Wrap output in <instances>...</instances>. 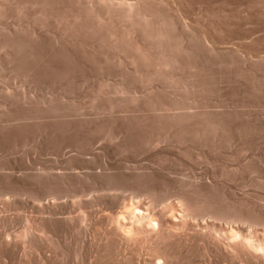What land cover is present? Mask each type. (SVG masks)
I'll return each mask as SVG.
<instances>
[{"label":"rangeland","instance_id":"374dc122","mask_svg":"<svg viewBox=\"0 0 264 264\" xmlns=\"http://www.w3.org/2000/svg\"><path fill=\"white\" fill-rule=\"evenodd\" d=\"M159 1L143 6L153 14L167 2L172 10L157 15L186 23L160 46L139 31L117 35L119 27L108 29L124 37L116 42L98 27L61 31L49 19L42 29L26 9L0 17V41L9 40L3 50L11 54L0 62V264H42L47 249L53 257L44 264H149L146 247L123 262L115 245L95 251L97 240L75 221L107 211L115 198L114 209L172 200L194 219L239 220L264 232V0H169L175 8ZM5 25L19 30L12 36ZM52 196L58 219L46 222L34 202ZM195 245L172 249L170 264L223 262L222 253Z\"/></svg>","mask_w":264,"mask_h":264},{"label":"bare ground","instance_id":"6f19581e","mask_svg":"<svg viewBox=\"0 0 264 264\" xmlns=\"http://www.w3.org/2000/svg\"><path fill=\"white\" fill-rule=\"evenodd\" d=\"M145 1H147V2L149 1L151 3V4H149L151 7L152 6H156L158 4V2H157L158 0H156L157 4H156V2L154 0H151V1L150 0H134V1H131V0L130 1L129 0H0V17H2L4 14H6L5 13L6 10L8 12V9L10 10L11 8H13L12 12L14 11L15 8H17V12L16 13L13 12L16 15L20 13L19 10H21V11L24 10L23 12H25V9H26V11L27 10H30V13L32 14L31 16L33 18L39 20L40 25H42V29H43L44 25L47 24V20H49V19L53 21V23L52 22H49L50 23V26H51V23H52V26L53 27L55 26V24L57 26L59 25V27L61 26L60 29L62 28L61 31L65 30L67 27H69V29H71L70 26L71 27L72 26H77L78 27V32L80 31L79 30L80 27L83 28V29L84 28H94V27H98L97 28L98 30H99V28H100V30H102V29H105V31L107 30L106 31V33L108 32L107 33V37H108V34H109L110 37H111V39L113 38L112 42H114V40L116 42V41H118V38L119 37L122 38V40H120V41H123V38H124L122 36H119L118 38H116L117 37L116 35L113 36V33L112 32H114L116 29H118L116 27H119V28H121L120 30H122V32L121 31H119V32L116 31L115 33H117V35L118 34H121V33L123 34V32L129 33L131 31H133V32L134 31H139V32H142L143 34H145L143 36L146 37V39L149 40V44H151V45L153 44V45L160 46L163 43H166L164 41L165 40H168L167 39V37L169 36L168 35L169 34L168 32H171L170 31L171 28L172 29H175L176 28L175 26L178 25V23H176V22H178L180 20H178V21L175 20L176 22H175V25H174L173 19H171V18L167 19L168 16L170 17L171 13L169 15H166V14H168V13H166V10H165L168 7L167 2H166V6L167 7L166 8L163 7L165 5V1L166 0H164V1L162 0V2L159 1V2H161V4L159 3L160 6L162 5L161 7L164 8V9L162 8L163 10L159 8L160 9V11H159L158 8L155 7L156 8L155 11H158L159 12V13L157 12L156 15L157 14H161L160 12L163 13L164 11H165L164 13H166V14H163L164 16L157 15L158 17H156L155 11H154L153 14L150 13V12H153V11H151L153 8H151L149 5H148L149 8H147V9H149L150 11H147V9L145 8V5L146 4H144V6H143V3ZM152 2L154 4H156V5H153ZM163 2H164V4H162ZM170 2H172V0H170ZM170 2L168 0V3H170ZM70 3H71V5H70ZM172 3H175V2H172ZM170 4H169V6L172 5V4L171 5ZM69 5L72 6V7L74 6L73 7L74 9L70 10L71 8L69 7ZM172 6H174V5H172ZM18 8H19V10H18ZM168 8H167L168 11L170 9L172 10V7L170 9H168ZM174 8H175V6H174ZM18 11H19V13H18ZM12 12L11 11L8 12L9 13L8 15H10ZM8 15L6 14V16H8ZM22 15H25V14H22ZM26 16H23V17L26 18ZM176 16L177 15L174 14L175 19L177 18ZM5 17H4V20L6 21L7 18L5 19ZM10 17H13L14 18V16H10ZM30 18H28L27 21H29ZM81 19L84 20V21H81ZM183 19H185V18H183ZM31 20H32V18H31ZM22 21H25V19L22 20ZM22 21H21V23H22ZM54 21H55V24H54ZM34 22H35V20H34ZM34 22H33V24H34ZM36 22H38V21H36ZM30 23H28L29 25H26L24 27V32L27 33V35L30 34L29 37H31V34H32L29 26L33 25V24H30ZM182 23L186 26V23H184V22H182ZM182 23H179V25L181 24V26L184 27V25ZM22 24L24 25V23H22ZM16 25H14V26L16 27ZM191 25L193 26V24H191ZM189 26L190 25H188V27ZM192 26H190V27H192ZM5 27H6V25H5ZM34 27H35V24H34ZM59 27H57V28H59ZM63 27H65V28H63ZM77 27H76V29H77ZM6 28L8 29L7 31L9 33H11V32H13V31L16 30V29H14L13 31L10 32L9 30H12L13 28L11 29L8 26ZM17 28H19V26ZM112 28L114 29V31L112 30V32H111L110 30H108V29H112ZM185 28H187V27H185ZM189 28H187V29L189 30ZM38 29L39 28H37L35 30H37V32H38L40 30V29L39 30ZM69 29L67 28L66 31L69 30ZM72 29L74 30L75 27H73ZM76 29H75V31H76ZM178 29H181V27L179 26ZM178 29L176 28V30H178ZM17 30H19V29H17ZM98 30H97V32H100ZM85 31H86V29H85ZM89 31H90V29H89ZM94 31H96V29ZM0 32H1V28H0ZM33 32H34V30H33ZM81 32H84V31H81ZM92 32H93V30H92ZM125 35H127V34H125ZM125 35H123V36H125ZM12 36H13V34H12ZM33 36H34V34H33ZM104 37H105V35H104ZM107 37H106V39H108ZM126 38H127V36L125 37V39ZM29 39L32 40V38H29ZM146 39H145V41H146ZM13 40H14V38H13ZM31 40H29V41H31ZM109 40H110V38H109ZM130 40H131V38H130ZM2 41H0V62L3 60V57L5 59L6 57H9L8 55H11L10 52L9 53L7 52L6 54H8V55L5 57L6 54L4 53V50H3V48L5 46H7L6 44L9 43V40H8L7 43H6V41H4L5 43L2 42ZM29 41L27 40V42H29ZM61 41H62V39L60 40V42ZM133 41L135 42V39ZM133 41H131V42L134 43ZM170 41H171V39H170ZM58 42H59V40H58ZM136 42H137V40H136ZM61 43H64V41L61 42ZM11 45H13V42H12ZM11 59H12V57H11ZM161 64L162 65H167L168 64V61L165 60V59H163L161 61ZM20 193H21V191H20ZM24 195H25V193H24ZM96 195H98V194H96ZM96 195L94 194V196H96ZM90 197L87 196V198H88V200H86L87 202L90 200ZM38 198H37V200H38ZM56 200L57 199L52 196L51 198L45 197V199L43 200V202H41L40 200H38L37 202H34L33 201L34 204L36 205V207H38V209L41 210L40 213L36 210L38 212V214H41L42 212L45 213V214L43 213L40 216L41 219L49 218V220H51V218L53 219L54 217H55L54 219H58L57 218L58 217L57 216L58 212L55 209V206H57ZM59 200H58V202H59ZM91 200H92V197H91ZM115 200H116V198H115ZM145 200H142V199L141 200H139V199L137 200L136 199V200H134L131 203H126V201H123V203H119L120 204L119 205L120 208H119V206L118 207L116 206V208H118V209L112 208L113 206L116 205V204L114 205V203H113L114 201L112 203L109 201L113 205L111 207H109L110 204L108 203L109 204L108 205V208L109 209L107 211H101V209H100L101 212L99 211L98 213L93 214L92 212H94V211H91L90 210V212L88 211L87 213H83L79 218H76L75 221L78 222V224H80V226H82L83 232L86 233V237L88 235L90 236V237H87L90 240L89 239H87V240L85 239L86 242L89 240V241H91L93 243L94 240H97L95 242V243H97L95 245L96 246V249L95 248H92V249H95V251H97L98 249L101 250L100 248H102L104 250L103 247H105V249H106V248H110L109 246L114 247L113 245H115L118 248H114L115 251L114 250L113 251L115 253L116 252V249L119 250V253L117 252L118 254H116V256L118 255L119 258L121 257V259H120L121 262H123L124 260H126V258L128 259L129 256L128 257L126 256L127 253H129V255H130L131 253L134 252V255L135 256H138V255H140V252L144 249V247H146L148 249V250L146 249V251L149 253V257L147 256L148 259L145 258V260L146 259L149 260L147 263H149V264H170V262H171V256H174L173 252H175L172 249H176V247H181V248H185L184 250L186 251V249H188L187 247H189L190 244H191V246L193 245L194 247H196L195 244L197 243V246H200V244H202L201 246H203L204 248H206L205 250H207L208 248L215 249V250H212L211 253L212 252L215 253L214 251H218V253L219 252L222 253V254H220V253L219 254H220V256L223 255V258L225 257V259L223 260V258H222V261L223 262H221V263L219 262L220 264H222V263L223 264H228L227 263L228 260L231 261V262H234L235 264H264V232L263 231H261L259 234H257L258 232H255V230H254L255 233H252V231L250 229H247L245 227V225L242 224V222L239 221V220H235L234 223H233V221H230L231 223L225 224V222L223 223L222 221L217 220V219H214V218L213 219H204L203 217H201L203 219H199V220L194 219V218L188 216L190 214H187V213H184L183 212L184 211L182 209V205L183 204L181 202H176V201H172L171 200V201L166 202V204L160 206V205L156 204L155 202H153V198H152L151 201H147V200L145 201ZM92 201H90V202H92ZM76 202L77 203L80 202V199L79 198L78 199L76 198L75 199V203ZM116 202H117V200H116ZM16 204H17V202H16ZM186 204H188V203H186ZM58 205H60V204L58 203ZM117 205H118V203H117ZM3 206H4V204H3ZM187 206L185 208L186 209V212L188 211L187 209H189ZM60 207L61 206H59V208ZM56 208H58V207H56ZM6 209H7V207H6ZM35 209H37V208H35ZM102 210H105V208L102 209ZM59 217H63V215H60L59 214ZM34 219H36V218H34ZM34 219H32V220H34ZM39 221H41V220H39ZM45 221H46V219H45ZM32 223H34V222L32 221ZM36 223L37 222H35V224ZM30 225H29V227H30ZM38 226H40V225H38ZM26 227H27V225L25 226L24 229L26 230L27 235H28V233L30 235V231L31 230L30 231L28 230V232H27V228ZM28 229H30V228H28ZM38 230H36L35 234L38 232ZM9 231H11V230H9ZM32 232H33V229H32ZM9 234H11V233H9ZM22 234H24V233H22ZM4 236H6V235H4ZM49 236L50 235L48 234V238H49ZM10 237H12V236H10ZM23 238H27V237L24 236ZM3 239L1 238V240H3ZM15 239H16V237H15ZM27 239H29V238H27ZM32 239H33V237H32ZM17 240H18V238H17ZM23 240L24 239H22V241ZM13 241H15V240H13ZM30 241H31V238H30ZM47 241H48V239H47ZM26 242H25V245L24 246H27V244L29 243V240H28L27 243ZM49 242H50V239H49ZM58 242L59 241H57V243ZM99 242L101 244H99ZM3 243H4V245H5V243L6 244L7 243L8 244L10 243L9 240H8V237L6 238V240L5 239L3 240ZM92 243H90V244L92 245ZM0 244H1V242H0ZM23 244H21V242H20V246L19 247H21V245L23 246ZM87 245L89 246L88 243H87ZM100 245H103V246L100 247ZM29 246H30V243H29ZM106 246H108V247H106ZM14 247L16 249V246H14ZM194 247H193V250H194ZM44 248H46V247H44ZM181 248H177V250L178 249H181ZM201 248H197V249L199 250ZM21 249H22V247H21ZM25 249L26 248L24 247L23 248V251ZM112 249H109V251L112 250ZM189 249H192V248L190 247ZM189 249L187 251H189ZM202 250L203 249H201V251ZM46 251L44 253H42L43 255H39L37 253L39 255V259L38 258L37 259L42 264H44L45 261H47L49 258H52L53 257V256L50 257L51 255H49V252L47 253ZM185 251H184V254H187ZM28 252H29V250H28ZM30 252H29V254H30ZM102 252L99 251L97 253H101L102 254ZM180 252H181V250H180ZM180 252H179V254H180ZM207 252L206 253L203 252L202 253L203 256L205 254H207ZM209 252H210V250H209ZM148 253H147V255H148ZM196 253L198 254L199 252L196 251ZM196 253H194V254H196ZM21 254H25L26 255V251H24ZM101 254L99 256H101ZM142 254H145V253H142ZM176 254H178V253L176 252ZM216 255H217V252H216ZM130 256H132V254ZM213 256L215 257V255H213ZM94 257H95V255H94ZM112 257H113V255H111V258ZM142 258H144V256ZM207 258L208 257L205 258L203 264H207V262H205ZM219 258H221V257H219ZM94 259H96V258H94ZM129 259H130V257H129ZM175 259H176L175 261H177V258H175ZM112 260H109V261H112ZM133 260H134V258H133ZM219 260H221V259H219ZM225 260H227L226 263L224 262ZM117 261H119V260H117ZM180 261H181V259H180ZM207 261H209V258L207 259ZM115 262L116 261H114V263ZM190 262H192V261H190ZM190 262H188V263L190 264ZM90 263H91V261H90ZM188 263H184V264H188ZM94 264H95V262H94ZM115 264H117V263H115ZM230 264H232V263H230Z\"/></svg>","mask_w":264,"mask_h":264}]
</instances>
